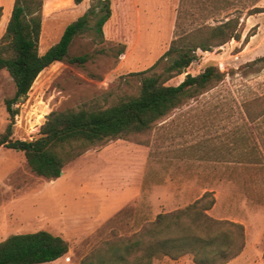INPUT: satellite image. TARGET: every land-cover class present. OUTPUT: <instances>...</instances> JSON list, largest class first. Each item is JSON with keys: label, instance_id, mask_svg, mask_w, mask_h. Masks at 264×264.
Instances as JSON below:
<instances>
[{"label": "rangeland", "instance_id": "obj_1", "mask_svg": "<svg viewBox=\"0 0 264 264\" xmlns=\"http://www.w3.org/2000/svg\"><path fill=\"white\" fill-rule=\"evenodd\" d=\"M44 3L38 52L92 0ZM72 1V4L70 3ZM102 35L88 28L75 35L66 59L44 68L16 106L11 137L33 139L53 110L104 108L138 93L141 74H162L161 58L173 37L201 26L236 20L237 39L196 50L185 71L165 81L179 83L207 64L225 73L196 95L128 138L93 146L63 168L55 180L33 173L21 151L0 146V240L45 229L69 245L41 264H77L112 234L128 236L159 212L182 208L211 192L207 213L243 226L241 252L224 264H264V114L249 120L243 102L264 93V68L248 62L264 55V0H109ZM122 50V52L120 51ZM13 82L0 69V133L10 122L4 100ZM152 264H194L191 256L155 258Z\"/></svg>", "mask_w": 264, "mask_h": 264}, {"label": "trees", "instance_id": "obj_2", "mask_svg": "<svg viewBox=\"0 0 264 264\" xmlns=\"http://www.w3.org/2000/svg\"><path fill=\"white\" fill-rule=\"evenodd\" d=\"M42 5V0H14L0 37V69L6 70L14 85L13 94L4 100L10 122L0 133V146L21 151L29 169L49 181L59 177L67 163L89 148L142 133L186 100L221 82L225 73L210 63L195 75L186 73L177 84H165L196 59V50H210L239 37L233 18L182 32L171 39L161 56L168 60L162 74L138 72L141 77L135 96L104 108L50 111L37 137L12 138V120L19 111L16 104L26 97L37 75L56 61L84 62L85 55L68 56L73 37L87 29L92 18L93 29L101 36L102 25L111 13L109 0H92L81 15L65 26L59 39L40 54ZM257 64L259 67L248 72L264 68V55L247 65L252 68ZM242 106L249 120L259 118L264 114V93L244 101ZM213 203L211 192L205 191L182 208L157 213L128 236L110 235L77 264H152L155 258L176 259L185 254L194 264H224L241 252L244 231L240 223L210 216L207 210ZM68 248L61 235L45 229L13 233L0 240V264L46 263L65 254Z\"/></svg>", "mask_w": 264, "mask_h": 264}, {"label": "crops", "instance_id": "obj_3", "mask_svg": "<svg viewBox=\"0 0 264 264\" xmlns=\"http://www.w3.org/2000/svg\"><path fill=\"white\" fill-rule=\"evenodd\" d=\"M13 1L14 0H0V6H1L0 37L3 34L6 23L8 21V18H9L11 9H12ZM46 1H49L52 5L58 4V0H46ZM44 3L42 5V15H43V18L45 19L49 17L56 8H54L49 15H46L44 13Z\"/></svg>", "mask_w": 264, "mask_h": 264}, {"label": "bare ground", "instance_id": "obj_4", "mask_svg": "<svg viewBox=\"0 0 264 264\" xmlns=\"http://www.w3.org/2000/svg\"><path fill=\"white\" fill-rule=\"evenodd\" d=\"M70 3L72 4V1Z\"/></svg>", "mask_w": 264, "mask_h": 264}]
</instances>
